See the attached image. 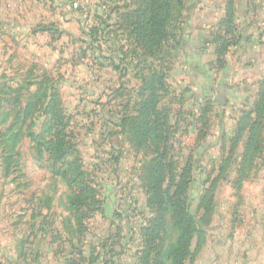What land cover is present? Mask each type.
Instances as JSON below:
<instances>
[{"label":"rangeland","instance_id":"374dc122","mask_svg":"<svg viewBox=\"0 0 264 264\" xmlns=\"http://www.w3.org/2000/svg\"><path fill=\"white\" fill-rule=\"evenodd\" d=\"M71 1L62 4V11L65 17L71 15L77 20L89 39L83 52L78 50L80 44L77 46L71 65H65L61 71L68 69L66 80L74 85L84 82L82 86L91 88L94 83L103 84L92 88L96 93L89 99H70L74 95L68 86L64 93L63 87L59 92L67 121L64 128L67 146L74 147L69 152V165L55 161L50 139L56 128L46 132L47 117L38 104L29 109L27 92L20 97L13 92V87L29 77L26 72L31 61L26 58L27 53L22 55V50H17V55H8L11 49L6 46V42L10 45L7 28L0 24V264H87L91 257H97L100 264L109 260L113 264H132L142 248L141 228L154 213L155 206L148 202L152 194L146 191L145 181L148 180L147 163L155 154L144 149L137 151L122 136L114 138L115 147L109 146L111 143L105 136V113H109L105 107V67L102 65L105 47L121 44L124 38L115 37L112 32L106 35L105 29L100 28L102 20L111 24L110 29L115 28L113 19L107 18L106 9L110 4H105V0L99 3L80 0V7L69 8ZM96 27V39L89 45L92 40L88 32ZM176 29L174 32H179ZM170 53L162 63L174 69L167 79L171 81V89L164 91L160 98L173 122L167 157L172 161L173 174L184 175L180 197L193 213L198 211L200 198L209 194L205 190L212 180L219 176L218 183L212 186L210 222L204 227V244L208 243L203 251L204 259L211 257L208 264H264V142L248 169L247 181L240 187L237 171L241 146L236 149L233 163L219 174L218 162L229 155L230 144L228 134L218 135L221 127L217 120L218 101L212 95L204 98L211 101L209 120L204 135L197 136V130L190 124L197 115L193 114L196 113L193 98L190 97L186 106L179 88L182 57L174 48ZM32 54L37 57L42 52ZM44 58L47 59L46 55ZM198 58L207 64L206 79L217 80L219 67L215 55L204 54ZM61 59L64 58L59 57L57 63ZM82 67L89 72L87 79ZM51 74L49 77L57 80V75ZM129 83L131 86L133 82ZM175 99H184L182 108L174 103ZM236 100L232 99L240 106L241 102ZM225 108H232L229 100L225 103L226 111ZM230 111L228 116L232 114ZM175 115H180L182 121L176 122ZM229 121L228 118L223 123L228 126ZM75 161L80 163L82 173L70 167ZM58 168L61 173L57 172ZM81 179L93 187L94 197L86 198L90 209L83 205L77 213L69 209L68 199L83 194ZM169 182L170 177L166 175L163 186ZM85 209L89 210L84 214ZM78 216L83 217L81 224L77 223ZM82 259L86 260L81 263ZM185 264L195 263L186 261Z\"/></svg>","mask_w":264,"mask_h":264},{"label":"trees","instance_id":"16d2710c","mask_svg":"<svg viewBox=\"0 0 264 264\" xmlns=\"http://www.w3.org/2000/svg\"><path fill=\"white\" fill-rule=\"evenodd\" d=\"M187 1L189 0H132L131 3L125 4L123 8L126 9L125 11L113 7L117 9L113 30L106 20H102L99 24L101 29H105L106 35L112 32L115 37L123 36L125 43L131 45L130 62L136 69V72L134 70L136 84L132 86L136 98L127 99L126 103L121 104L117 110L120 120L119 130L116 133L131 141L137 151L144 149L155 154V157L147 163L148 180L145 181L146 191L152 194L148 202L155 206V209L152 217L141 228L142 248L132 264H185L186 261H193L204 244V227L210 222L214 201L212 186L219 180L218 175L212 180L209 189L205 190L209 194L200 198L198 211L193 213L189 205L180 197L184 175L177 177L173 174L172 161L170 162L167 157L168 139L173 128L169 120V109L160 103L161 94L167 90L165 75L167 66L163 65L162 60L171 55L170 49L174 48L171 42L177 44L174 30L179 26L176 22L182 16L181 11L185 10ZM232 2L233 0H228L226 15L222 22L224 33L215 35L212 40L216 46L215 63L218 67L224 63L223 54L238 40L235 34ZM177 8L179 11H176ZM107 18H110L109 14ZM96 32L97 27L89 30L88 34L92 40L89 45L95 41ZM262 34L264 36V33ZM114 50L120 51V47ZM111 62L114 63L112 58ZM116 66L119 68V65ZM119 69L122 72L124 66ZM26 73L29 77L23 78L13 87V92L18 97L24 96L27 92L29 109L38 104L42 114L47 117L46 132H52V129L56 128L52 135L53 139H50L55 161L69 165V152L74 147L67 146V131H64L67 121L59 94L58 80L49 77L50 74L46 71L33 76L31 68ZM124 74L121 73L120 77ZM121 87L123 82L119 88ZM9 89L7 85V90ZM125 95L127 98L131 97L129 93ZM210 104L211 101L204 99L200 112L190 122L198 127L197 136L204 135L209 120ZM58 128L60 129L57 130ZM228 142L229 155L222 157L218 162V173L220 174L222 169L233 163L236 149L241 146L237 171V185L240 187L248 179V169L252 167L256 155L260 154L264 142V74L261 76L256 98L251 107L239 116L228 134ZM70 165L78 174L82 173L80 163L75 161ZM57 170L61 173L59 168ZM66 172L62 171L63 174ZM166 175L170 177V182L163 186ZM81 190L83 194L68 199V207L73 212L79 213L83 205L89 208L91 204L86 203V198L94 197L93 187L84 179H81ZM89 209H85L84 214ZM82 221L83 217L78 216L77 223L81 224ZM76 230H80V227L77 226ZM193 242L194 246H192ZM91 258L87 264H100L97 262V257ZM84 260L86 259H82L81 263ZM105 264H113V262L109 260L105 261Z\"/></svg>","mask_w":264,"mask_h":264},{"label":"crops","instance_id":"0c3cea01","mask_svg":"<svg viewBox=\"0 0 264 264\" xmlns=\"http://www.w3.org/2000/svg\"><path fill=\"white\" fill-rule=\"evenodd\" d=\"M66 1L0 0V24H4L7 28L6 34L10 45L6 42V46L11 49L8 55H17V50H22V55L27 53L26 58L31 61L27 68L28 70L33 69V76H38L43 71L52 73L51 76L57 75L55 77L58 80L59 92L63 87L64 93V89L68 86L70 90H73L70 94L74 95L70 99H89L96 93L92 91L95 90L92 88H98L103 83L99 85L94 83L91 88L82 86L84 82L74 85L73 82L66 80L65 73H68V69L61 71L65 65H71L72 58L77 53V46L80 44L78 50L82 52L89 39L88 35L81 31L74 17L71 15L65 17L62 4ZM96 1L99 3V0ZM131 1L105 0V4L112 6H107L106 9L110 19H113L112 24L117 16V9L113 7H119L120 11H123L125 4ZM227 3L228 0L187 1L186 8L181 11L182 16L178 22L177 44L171 42L177 54L182 57L178 78L181 80L182 85L179 88L184 95L186 106H189L190 97L193 98L191 101L196 107L194 109L196 113L193 114H198L204 98L209 95L214 96L220 107L217 116L218 125H221L218 131L219 137L225 133L229 134L241 113L251 107L256 98L261 76L264 74V36L262 34L264 33V0H233L234 24L237 30L235 34L238 40L234 47L231 46L223 54L224 63L217 69V80L206 79L207 64L205 66L204 60L201 61L198 57L204 54L214 57L216 46L212 40L215 35L225 31L222 22L226 15ZM112 45H106L105 62L102 65L105 67V99L107 102L105 107L109 108V113H105V136L109 138V143H111L109 146L115 147L114 138L120 137L116 133L119 130L120 120L117 110L121 104L126 103L127 99L136 98L132 89V86L136 84L134 78L136 69L130 62L131 45H127L125 40L116 46L112 47ZM116 47H120V51L114 50ZM33 52H42V55L36 57V54H32ZM45 55L47 59L44 58ZM59 57L64 59L57 63ZM111 58L114 63L111 62ZM116 65H119V68L124 66V70L120 72ZM83 70L87 79L89 72L86 68ZM173 70L167 66L165 72L169 90L171 81L167 79ZM121 73L125 74L120 77ZM238 80L242 81L238 82ZM129 81L133 82L131 86H128ZM121 82H123V87L119 88ZM125 93H129L131 97L127 98ZM232 99H237L236 102H241V105L236 106ZM228 100L232 108H225V111V103ZM174 101L179 109L183 107L184 99ZM174 103L171 102V104ZM228 110H231L230 116H228ZM175 118H177L176 122L182 121L180 115H175ZM228 118L230 121L226 126L224 123ZM171 119L172 115L169 113L170 123H173ZM193 128L198 132V127L193 126ZM207 244L202 245L192 262L208 264L211 261V257L207 261L204 259L206 255L203 251Z\"/></svg>","mask_w":264,"mask_h":264},{"label":"built area","instance_id":"2783aa9c","mask_svg":"<svg viewBox=\"0 0 264 264\" xmlns=\"http://www.w3.org/2000/svg\"><path fill=\"white\" fill-rule=\"evenodd\" d=\"M80 0H72L71 4L68 6L69 8H77L80 7L81 5L79 4Z\"/></svg>","mask_w":264,"mask_h":264}]
</instances>
